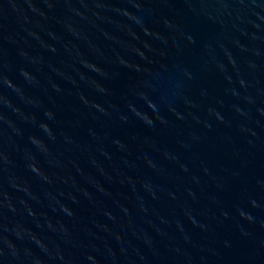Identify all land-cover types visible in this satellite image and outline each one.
I'll return each mask as SVG.
<instances>
[{
	"label": "water",
	"instance_id": "1",
	"mask_svg": "<svg viewBox=\"0 0 264 264\" xmlns=\"http://www.w3.org/2000/svg\"><path fill=\"white\" fill-rule=\"evenodd\" d=\"M0 264H264V0H0Z\"/></svg>",
	"mask_w": 264,
	"mask_h": 264
}]
</instances>
